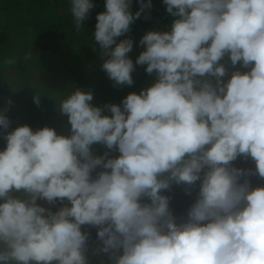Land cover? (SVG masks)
I'll use <instances>...</instances> for the list:
<instances>
[{"label":"clouds","instance_id":"1","mask_svg":"<svg viewBox=\"0 0 264 264\" xmlns=\"http://www.w3.org/2000/svg\"><path fill=\"white\" fill-rule=\"evenodd\" d=\"M163 3L176 17L171 30L146 32L135 62L156 73L150 87L102 107L90 103L91 91L71 92L59 102L71 126L67 136L27 124L7 132L0 264H87L83 225L98 227L97 251L113 264H264V186L252 188L247 179L264 178V0ZM131 4L106 0L96 16L94 38L108 57L102 68L115 85H132L134 71L133 40L117 37L152 6L140 0L133 13ZM93 7L92 0H70L77 32ZM226 54L249 70L224 82L219 62ZM9 126L0 112V128ZM97 143L119 155H93ZM238 156H250L255 172L232 167ZM98 167L104 170L93 178ZM198 180L197 199L177 223L161 191ZM38 198L70 206L53 212Z\"/></svg>","mask_w":264,"mask_h":264},{"label":"trees","instance_id":"2","mask_svg":"<svg viewBox=\"0 0 264 264\" xmlns=\"http://www.w3.org/2000/svg\"><path fill=\"white\" fill-rule=\"evenodd\" d=\"M9 0H0V5L2 7H6V2ZM138 4V8L136 11L140 9V0ZM145 3L148 0H144ZM152 8V6H151ZM164 7H158L153 11L152 9H145L141 12L139 18L135 19L130 27V32L128 36H132L133 31H137L139 29H144L147 27L151 28V31H167L173 22V16L171 14L166 17L164 15ZM48 23V22H47ZM154 23L157 26L153 25ZM153 26L155 27L154 29ZM28 27V26H27ZM21 29L16 36L15 40H7L5 41V37L8 34L9 30H13L12 26L8 23L6 24V28L0 30V86L6 82L7 84L4 87V98L0 97V112H3L9 118L10 126L8 129L0 128V151L4 150L6 147V139L5 136L7 132L12 131L18 126H22L27 124L30 126L33 131L43 128L45 126L52 127L56 130L57 134L61 135H70L71 134V126L70 122L66 115H63L59 110V104H55V95L62 92V87L60 90L56 88L54 84H49L47 86L41 85L38 83L36 79H34V74L39 73L42 77L48 79V77L60 78L62 74H66L68 71L73 72L79 69L77 67L76 70L69 69V62L66 59L61 58L55 63L49 64V67L39 65L38 62L31 56V59H26V55L29 53L25 48V38L30 33L32 29ZM8 29V30H7ZM48 30L47 34L49 35ZM32 33V32H31ZM51 35H55L51 33ZM49 35V36H51ZM63 35L68 39V41L64 40L62 45H66L71 43V38L69 34L63 33ZM57 37V36H56ZM60 39H63L61 35L58 36ZM14 39V38H13ZM70 40V41H69ZM9 45L11 48H7ZM43 49H48L47 53L52 51L51 46L47 44H39ZM144 47V46H143ZM25 48V49H24ZM145 50V47H144ZM53 53V52H52ZM84 51H79L75 55L76 60H82V55ZM8 59H13L15 62L13 64H6L5 61ZM225 57L222 59L224 60ZM222 60L219 62L222 64ZM226 61V60H224ZM10 72L9 78L6 77ZM100 77L94 80V82L89 81H79L80 83L74 89H68L66 93L62 94L58 99L65 98L71 92H74L77 89H81L84 91H91L93 94V100L90 102L94 106H100L101 102L98 100V97H104L106 99L105 104H121L122 100L131 92H136L137 94L142 89H147L149 87L148 83L153 84L155 79H157V75L154 76L153 82H146L149 76H138L137 84L132 85H113V87L108 86L107 81L105 79L106 72L103 68H99ZM79 75L81 74L78 73ZM134 77L135 75L132 74ZM154 74H150V77ZM201 77L200 79H202ZM215 78V77H214ZM213 77L210 79L215 80ZM229 78H223L222 81L226 82ZM86 83V85H85ZM215 84V81L213 82ZM80 85V86H79ZM141 88V89H138ZM40 94V103L37 105L34 102V97ZM57 99V100H58ZM108 99V100H107ZM111 99V101H109ZM11 101V103H9ZM104 104L101 105V107ZM122 106V105H121ZM91 151L95 156H101L106 151L109 152V157L114 158L119 155L118 150H108L103 144H93L91 146ZM231 166L239 169L252 170L255 172V162L251 159V157H243L238 156L236 160L231 162ZM102 167H98L92 173L93 178H95L97 172L103 171ZM243 177L241 178V182H243ZM247 179L250 181V185L252 188L257 186H264V178L259 177L258 174L249 175ZM200 181L198 180L194 186H187L184 184H179L178 186H172L168 190H162L161 194L169 197V210L176 218V222L180 223L181 218L184 214L188 213V210L192 206V204L197 199V194L200 188ZM13 196L18 198H24L25 194L22 192H13L11 193ZM3 200L0 199V203ZM142 202L150 203V200L147 197L142 198ZM37 203L45 208L51 209L53 212L59 210L65 204H69L67 200L61 202L57 201L55 204H49L46 200L39 199ZM81 230L83 232L88 233L87 239V249H86V258L87 264H113V259H110L108 254L98 252L97 249L102 246V242L98 239V227L91 225H83L81 226ZM122 251V250H121ZM55 264V262H52Z\"/></svg>","mask_w":264,"mask_h":264},{"label":"rangeland","instance_id":"3","mask_svg":"<svg viewBox=\"0 0 264 264\" xmlns=\"http://www.w3.org/2000/svg\"><path fill=\"white\" fill-rule=\"evenodd\" d=\"M92 2L94 7L90 10L88 18L83 21L82 29L79 32L75 30L73 26V19L69 12L70 0H9L8 2H6L5 8L0 5V30L5 29L7 23L13 27L12 31H8V34L5 37V41L10 39L15 40L16 36H18V33H20L19 31L21 29H26V27L28 26L27 29H32V31L30 30V33L25 38V48L27 49V52L29 51V53H32V57L36 60V62H38L39 65L49 67V64L54 65L53 63L63 58L69 62L68 64L70 70H76L77 67L80 66L76 71H68L66 74H62L59 79L50 76L48 77V79H46L39 73L34 74V79H36L38 83H41V85L43 86H47L50 81V83L54 84L58 90H60V87H62V92L55 95V104H59L62 99L60 100L58 98L60 96L62 97V94L66 93L68 89H74L76 86H78V84L80 83L79 81L83 80L94 82L95 79L100 77L99 68H102L104 60L108 58L107 56L102 55L100 45L95 41L94 38L95 25L97 23L96 16L98 13L106 10V0H92ZM138 4V0H132L130 11L135 13L138 8ZM151 5V9L153 11H155V9L158 7H164V15L168 17L169 13L166 10V5L163 3V0H151ZM174 19H176V17L173 18V21ZM169 24L171 25L168 28L169 30L167 31L171 30L172 23ZM153 25L157 26L156 23H154ZM131 26H134V24H131L130 27ZM154 28L155 27L153 26L152 29ZM131 29L134 30L132 27ZM48 30L55 35H51V33L49 32V35H51L49 36L47 34ZM148 31H151L150 27L144 28L142 30L139 29L135 32L133 31L132 36H128L129 32H127L122 36L117 37V42L126 38H131L133 40V48L128 53V56L133 60L134 63V71L132 72V74H134L135 77L133 75L132 77L133 84L135 85L137 84L138 76H149L148 80L146 81L148 83L150 81L153 82V78L156 75V73L154 72L152 73L154 75L150 77V74H148L145 70L146 64L137 65L135 63L138 55L142 51H144V47L140 45L139 41L141 40L142 36ZM63 33L70 35L71 43L69 44V46L68 44L62 45L64 43V40L68 41ZM59 35H61L63 39H60L58 37ZM39 44H47L51 46L50 49L52 51H50V53H47L48 49H43ZM6 47L9 49L11 48L9 45H7ZM112 47H115V45H113ZM82 50L84 51L82 55L83 59L76 60L75 55H78L77 53ZM224 60H222V64L225 66L227 74L221 79L226 77L230 78L231 73L236 70H240L242 72L249 70L241 67L239 63L233 66L228 54L225 55ZM80 72L81 74L79 75L78 73ZM9 75L10 72L5 76L9 78ZM105 79L108 86L113 87L114 81L109 78L107 73L105 75ZM202 79H209L212 82L215 81H213V79H210V77L208 76H205ZM7 84L9 83L6 82L0 86L1 98H4L3 91L4 87ZM148 85L150 87L152 84L148 83ZM99 100L101 102L100 106L102 104L105 105L106 99L104 97H98L97 101ZM109 101H111V99ZM171 185L178 186L179 184L173 182ZM186 219L187 213L183 215L181 220Z\"/></svg>","mask_w":264,"mask_h":264}]
</instances>
